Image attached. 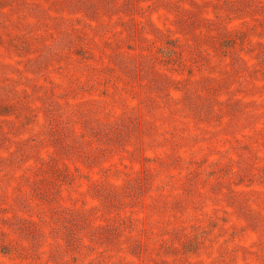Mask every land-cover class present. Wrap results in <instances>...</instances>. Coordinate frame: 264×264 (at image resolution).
<instances>
[{
	"label": "rangeland",
	"instance_id": "rangeland-1",
	"mask_svg": "<svg viewBox=\"0 0 264 264\" xmlns=\"http://www.w3.org/2000/svg\"><path fill=\"white\" fill-rule=\"evenodd\" d=\"M0 264H264V0H0Z\"/></svg>",
	"mask_w": 264,
	"mask_h": 264
}]
</instances>
